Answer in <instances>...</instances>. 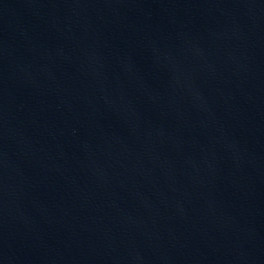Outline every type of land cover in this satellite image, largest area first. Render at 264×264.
<instances>
[{
	"label": "water",
	"instance_id": "95a60500",
	"mask_svg": "<svg viewBox=\"0 0 264 264\" xmlns=\"http://www.w3.org/2000/svg\"><path fill=\"white\" fill-rule=\"evenodd\" d=\"M0 264H264V0H0Z\"/></svg>",
	"mask_w": 264,
	"mask_h": 264
}]
</instances>
